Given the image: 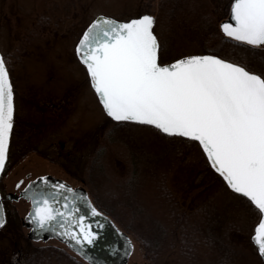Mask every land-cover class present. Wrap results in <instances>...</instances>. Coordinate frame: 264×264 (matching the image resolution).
I'll list each match as a JSON object with an SVG mask.
<instances>
[{
    "label": "rangeland",
    "instance_id": "374dc122",
    "mask_svg": "<svg viewBox=\"0 0 264 264\" xmlns=\"http://www.w3.org/2000/svg\"><path fill=\"white\" fill-rule=\"evenodd\" d=\"M230 5L231 0H0V51L7 58L15 97L8 161L0 178L6 210L0 229V264H21L39 246L54 251L50 256L54 262L59 248L78 257L56 238L31 240L22 221L30 201L6 196L19 194L16 185L21 179L20 188L44 175L86 187L92 199L113 205L138 228H154L156 233L157 225L165 227V248L156 263L130 234L134 249L127 264H193L190 249L181 247V227L193 233L195 214L190 211L184 226L178 211L192 194L195 205L215 194L223 197L217 185L197 184L199 173L195 179L192 176L200 167V147L146 125L115 126L91 87L75 46L98 14L127 20L150 13L155 16L163 62L205 53V47L221 45L219 23ZM232 54L226 58L247 60L241 53ZM138 146L146 154L161 155L153 172L135 169ZM176 201L185 203L180 208ZM250 216L244 220L246 226H251ZM200 238L192 252L199 264H211V249ZM241 244L246 255L240 263L261 264L252 241L244 238ZM62 262L69 263L64 254Z\"/></svg>",
    "mask_w": 264,
    "mask_h": 264
},
{
    "label": "snow or ice",
    "instance_id": "6c2138e0",
    "mask_svg": "<svg viewBox=\"0 0 264 264\" xmlns=\"http://www.w3.org/2000/svg\"><path fill=\"white\" fill-rule=\"evenodd\" d=\"M154 24L148 13L128 20L93 19L75 46L91 87L115 121L151 125L196 142L227 187L258 211L251 239L264 257V71L211 52L163 62ZM220 27L231 40L264 47V0H231L229 20ZM13 125V85L0 54V171ZM40 179L43 183L28 193V219L40 230L59 228V235L81 247L94 244L100 232L87 222L78 201L84 200L92 216L103 213L84 193ZM4 223L0 203V226Z\"/></svg>",
    "mask_w": 264,
    "mask_h": 264
},
{
    "label": "trees",
    "instance_id": "16d2710c",
    "mask_svg": "<svg viewBox=\"0 0 264 264\" xmlns=\"http://www.w3.org/2000/svg\"><path fill=\"white\" fill-rule=\"evenodd\" d=\"M214 36V33L211 34ZM207 52L221 55L222 57L232 58L233 52L242 54L247 60H244L242 63L247 66H254L256 71H264V47L261 46H250L244 45L237 41L231 40L228 37L222 36L221 45L218 47H205ZM6 64L7 58L4 55ZM8 66V64H7ZM115 126L121 125H139L137 123H132L128 121H112ZM150 128L158 131L157 129L149 126ZM158 133H160L158 131ZM179 138L183 143H192L193 141L188 140L187 138L181 136H172ZM194 143V142H193ZM196 143V142H195ZM201 149V148H200ZM138 150V151H137ZM200 162V167L198 169L197 175H192L195 179V176H198L200 181L197 184H200L201 181L208 182L211 184L217 185L219 191L223 197L213 195L212 197H207L201 204L195 205L194 201L196 196L191 195L190 200L188 201L187 206H183V203L176 201L178 205L183 206L182 209L178 211V217L181 221L180 223L184 225V219L189 218L190 211L195 214L196 222H193V233H187L185 228L181 227V247L184 251L190 249L192 253L189 255L190 261L193 264H199L196 261V255L193 254V244L197 241V238L203 239L206 246L211 249L210 255L213 258L211 264H242L240 261L244 258L246 253L242 247V240L246 238L250 241V237L253 234V227L259 219V213L254 209L248 201L247 198L241 197L240 194L234 193L230 188L227 187L226 183L223 181V178L215 172L214 169L210 167V164L207 161L206 155L203 153ZM161 161V155H150L146 154L140 146L137 147L136 152L134 153V162L135 169H139L141 172L151 173L157 167L158 162ZM135 170V172H136ZM196 171V170H195ZM191 172L194 173L192 170ZM196 181V180H193ZM94 204L102 210L104 213L110 215L117 224L124 229L129 234H132L140 241L142 246L146 251V256L154 262L158 260L160 253L163 254L164 244L163 240L166 235L165 227L160 224L156 226V233L153 232L154 228L141 229L138 228L134 223L125 217L124 213H119L114 210L111 204L103 205L98 199H94ZM125 205V203H124ZM128 207V206H127ZM188 207V208H187ZM187 208V209H186ZM187 211V212H186ZM198 215L200 218H198ZM252 218L251 226H246L244 220ZM180 216L182 218H180ZM176 217V218H178ZM157 224V223H156ZM200 232V237L198 236ZM189 239L195 240L189 242ZM252 241V240H251ZM54 250V249H53ZM54 251L50 250L49 247L39 246L36 247L35 251L30 253L26 260L22 261L21 264H67L62 262L63 254L67 257L68 264H89L83 260L80 261L78 257L70 255L63 249L56 250V260L55 262L50 258ZM258 259L261 260V264H264V261L261 259L258 252ZM80 258V257H79ZM81 259V258H80ZM195 261V262H194ZM156 263V262H155Z\"/></svg>",
    "mask_w": 264,
    "mask_h": 264
},
{
    "label": "water",
    "instance_id": "95a60500",
    "mask_svg": "<svg viewBox=\"0 0 264 264\" xmlns=\"http://www.w3.org/2000/svg\"><path fill=\"white\" fill-rule=\"evenodd\" d=\"M99 15H104V14H99ZM97 16L95 18H97ZM229 17H230V10L228 16L220 22L219 27L222 23L229 20ZM220 30L223 33L221 27ZM0 54H2L1 51ZM1 173L2 171H0V175ZM45 176L53 184L57 182H63L69 187H71V185L67 181L61 178L54 177L52 175H44L38 177L34 181L33 188H38V186L43 183V181L40 178ZM72 189H75L77 192L84 193L87 199L91 201L84 188L78 187ZM65 195H67V193H65ZM21 196H27V195H25L23 192L21 193V195L15 193H8V198L10 199L12 198L19 199ZM0 203L3 204L1 193H0ZM78 207L81 209V212L87 217V222H91L93 230L100 232V236L97 238L94 244L92 245L85 244L84 246L81 247L77 245L75 241L71 240V238H65L59 235L60 232L59 228H57L56 232H53L51 229H44V230L37 229L33 225L28 236L36 240L40 238L48 239L49 237H56L60 241L64 242L70 249H72L75 253H77L80 257H82L85 261H87L90 264H127L134 249V242L131 236L127 232L122 230L110 216L106 215L102 211L99 210L101 213H103L102 216H92L84 200L78 201ZM31 211H32V205H31V210L26 216V219H28V216ZM4 217H5V211H4ZM96 221H99L103 225V227L102 228L97 227ZM262 258L264 260V257Z\"/></svg>",
    "mask_w": 264,
    "mask_h": 264
},
{
    "label": "flooded vegetation",
    "instance_id": "af4514ba",
    "mask_svg": "<svg viewBox=\"0 0 264 264\" xmlns=\"http://www.w3.org/2000/svg\"><path fill=\"white\" fill-rule=\"evenodd\" d=\"M7 161H8V159H7ZM36 178H38V177H36ZM36 178L29 179L28 182L22 188H20V187L23 183V179H21L19 182H17V185H19V186L16 185L17 189H19V194H21L23 192L25 195H27V196H25V198L30 201V209H31L32 203H31V200L29 199L28 193L33 189L34 181L36 180ZM0 191H1L3 202H4V197H3L4 192H3V188L1 185H0ZM6 196L8 197V193ZM30 209H29V211H30ZM29 211L27 212V215H28ZM22 221H23V223H25V225L29 228V231H30L32 229V226H33L32 221L30 219H26V218H23Z\"/></svg>",
    "mask_w": 264,
    "mask_h": 264
}]
</instances>
